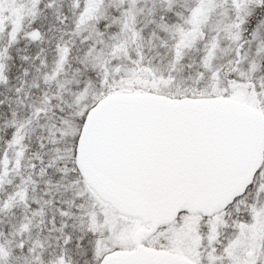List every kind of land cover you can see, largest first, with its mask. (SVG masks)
<instances>
[{"label":"snow or ice","instance_id":"snow-or-ice-1","mask_svg":"<svg viewBox=\"0 0 264 264\" xmlns=\"http://www.w3.org/2000/svg\"><path fill=\"white\" fill-rule=\"evenodd\" d=\"M0 264H264V0H0Z\"/></svg>","mask_w":264,"mask_h":264}]
</instances>
